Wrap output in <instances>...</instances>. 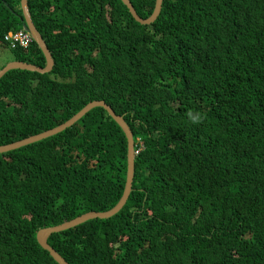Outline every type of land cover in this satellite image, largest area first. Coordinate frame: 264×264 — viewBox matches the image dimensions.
I'll list each match as a JSON object with an SVG mask.
<instances>
[{
    "label": "trees",
    "instance_id": "16d2710c",
    "mask_svg": "<svg viewBox=\"0 0 264 264\" xmlns=\"http://www.w3.org/2000/svg\"><path fill=\"white\" fill-rule=\"evenodd\" d=\"M130 1L154 13L156 0ZM28 2L54 66L0 79V146L103 100L139 149L119 213L49 244L69 264H264V0H164L150 24L122 0ZM19 31L21 0H0L8 62L44 67L33 38L5 39ZM127 169L128 138L103 107L0 153V264H60L38 232L112 209Z\"/></svg>",
    "mask_w": 264,
    "mask_h": 264
},
{
    "label": "water",
    "instance_id": "95a60500",
    "mask_svg": "<svg viewBox=\"0 0 264 264\" xmlns=\"http://www.w3.org/2000/svg\"><path fill=\"white\" fill-rule=\"evenodd\" d=\"M129 8L131 11L132 15L136 18L137 21L141 22L142 24H150L154 22L161 10H162V5L164 0H156V5L154 9V13L147 19L141 18L133 4L131 3L130 0H122ZM21 6L23 9L24 13V29L28 31L32 38L37 42L39 47L43 50L45 57H46V65L44 67L37 66L35 64L23 62V61H16L12 60L8 62L3 68L0 69V79L4 77V75L12 70V69H26L29 71H37L40 73H47L53 69L54 66V58L52 56V53L50 49L48 48L42 34L39 32L37 29L32 16L30 12V7H29V2L28 0H21ZM95 107H103L105 108L109 114L116 120V122L121 126L123 131L125 132L127 138H128V169H127V180H126V185L124 189L123 196L121 197L120 201L117 203L116 206H114L112 209L108 211H90L87 213H84L70 221H65L62 224L55 225V226H50V227H45L42 228L38 234H37V239L40 245L47 249L51 255L55 258V260L60 263V264H69L68 261L65 260L64 257L60 255V253L54 249L48 242L49 237L56 232H61L70 228H73L75 226H78L79 224H82L86 222L89 219L93 218H101V219H106L110 218L117 213L125 206L127 203L129 196L132 192V187H133V180H134V171H135V141L134 137L131 131L130 126L127 124L126 120L124 119L123 116L118 115L115 113L114 109L109 106L105 101L103 100H95L90 103H88L81 111H79L77 114H75L73 117H71L69 120H67L65 123L46 130L42 133L32 135L28 138L10 143V144H5L0 146V153L8 152L32 143H35L37 141L43 140L45 138H48L50 136H53L66 128L72 126L75 124L77 121H79L82 117H84L91 109Z\"/></svg>",
    "mask_w": 264,
    "mask_h": 264
},
{
    "label": "built area",
    "instance_id": "2783aa9c",
    "mask_svg": "<svg viewBox=\"0 0 264 264\" xmlns=\"http://www.w3.org/2000/svg\"><path fill=\"white\" fill-rule=\"evenodd\" d=\"M5 39L9 40L13 48L16 47L17 45H20L22 47H27L32 40V36L29 32H25V31H19L16 33L9 32L5 37ZM138 151L139 149L135 151V154H137Z\"/></svg>",
    "mask_w": 264,
    "mask_h": 264
},
{
    "label": "rangeland",
    "instance_id": "374dc122",
    "mask_svg": "<svg viewBox=\"0 0 264 264\" xmlns=\"http://www.w3.org/2000/svg\"><path fill=\"white\" fill-rule=\"evenodd\" d=\"M11 59V52L8 48L0 47V67L4 64H6ZM138 150V148H135L134 151Z\"/></svg>",
    "mask_w": 264,
    "mask_h": 264
}]
</instances>
